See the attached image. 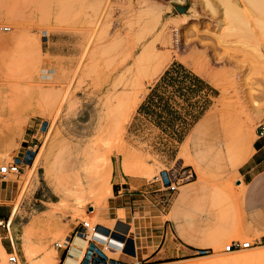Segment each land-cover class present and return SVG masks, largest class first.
<instances>
[{"label":"rangeland","instance_id":"374dc122","mask_svg":"<svg viewBox=\"0 0 264 264\" xmlns=\"http://www.w3.org/2000/svg\"><path fill=\"white\" fill-rule=\"evenodd\" d=\"M0 26L9 28L0 34V165L21 151L27 127L49 123L33 165L16 176L2 231L16 264L52 251L58 264L53 244L80 221L132 237L144 264H264V0H0ZM171 58L217 88L208 108L147 101L148 78ZM133 95L140 101L124 122ZM199 117L187 154L203 176L178 158ZM158 154L192 175L175 194L151 182L165 169ZM126 156L138 181L114 214L100 167ZM231 242L251 245L224 253Z\"/></svg>","mask_w":264,"mask_h":264},{"label":"crops","instance_id":"0c3cea01","mask_svg":"<svg viewBox=\"0 0 264 264\" xmlns=\"http://www.w3.org/2000/svg\"><path fill=\"white\" fill-rule=\"evenodd\" d=\"M157 78L158 79L155 81L154 85L152 86V88H150L149 93L147 94V101H151L152 99L153 101L161 102L162 107H165V109L167 108L169 110H172L171 108L173 107L175 108L176 103L178 104L179 108L180 107L182 108L183 112L186 110H190V108L192 107L201 109V107L199 106L202 103L203 104L207 103L206 108H208L211 104L209 102L215 98L214 89L216 87L213 88L210 82L206 80L203 77V75L194 73L190 68L184 65V63H181L174 58H171L170 62L167 64L163 72ZM157 85H162L166 87V89H168L167 92L162 94L153 93L152 91H154ZM141 105L143 104L141 103L138 106V108H140ZM200 118L201 117L196 119V121L193 123L192 128L194 129L192 130L191 128V130L189 131L191 133L188 135L184 143L181 145L180 154L178 157L181 160H184V162L188 166H190L194 170V172L196 171L195 168L197 167L198 171H200L199 174L195 172L197 176H203V169L198 161L192 160L188 156L187 147L191 139L202 130L205 124L206 119L200 120ZM29 128L30 127H27V134L25 135L26 137L28 135ZM257 146L259 147H257L256 149L252 148L255 153L261 150V146L259 144H257ZM20 148H22L21 145ZM157 157L160 164L163 165L165 169H169L170 165L173 164L176 160L175 156L168 158L164 155L162 156L158 154ZM122 162L123 160L121 161L120 167L115 163L111 164L110 184H111V192L115 191V196H113V200L110 202V210H112L114 214H116L117 212L119 213H123V211L125 212V209H127L126 207H124L126 203H123V201L120 198L122 196L123 197L130 196L132 184L138 181L137 178L138 176H128L123 172ZM23 172L21 174H23ZM10 177H14V178L13 179L7 178L4 181H0V262H1L2 254L7 255L12 253L10 245L6 240V236L2 232L4 225L7 222H9L8 220L12 212V208L10 209V203L14 200L18 190L16 176H10ZM237 182L239 183V181ZM75 230L76 229L74 228L73 231L71 232H74ZM129 231L130 229L128 230L127 235L130 233ZM180 237L185 243L193 244V239L189 238L186 235V233L183 232L180 233ZM8 239L10 241L9 237ZM203 242H205V239L203 240ZM11 245L13 247L12 243ZM56 254L58 261H61L62 252L58 250L56 251ZM137 257H141V256L138 255ZM156 257L157 256L154 255L151 259H154ZM122 259L127 260L126 258H122Z\"/></svg>","mask_w":264,"mask_h":264},{"label":"built area","instance_id":"2783aa9c","mask_svg":"<svg viewBox=\"0 0 264 264\" xmlns=\"http://www.w3.org/2000/svg\"><path fill=\"white\" fill-rule=\"evenodd\" d=\"M9 28L0 26V34L8 32ZM49 123L46 120H37L28 130L27 138L23 141L21 151L15 153L10 159L0 165V181L10 176H18L28 169L41 148L47 135ZM257 139L264 140V126H257ZM192 175L189 171L181 169H162L152 177L153 183L159 187L156 192H163L169 196L178 192L180 186L189 182ZM89 210H87V213ZM74 232L65 235L60 242H55L53 248L62 252V260L58 264H66V258L72 257L69 254L73 239L76 237L84 241L79 257L74 258V264H144V259L137 257L138 248L132 237L125 236L119 231L107 229L98 224L90 225L88 221H80ZM102 235L117 247L109 242L102 243L95 240L94 236ZM248 242H231L225 245L223 252L233 251L235 248H250ZM7 263L16 264V256L7 254ZM122 258H126L122 259Z\"/></svg>","mask_w":264,"mask_h":264},{"label":"bare ground","instance_id":"6f19581e","mask_svg":"<svg viewBox=\"0 0 264 264\" xmlns=\"http://www.w3.org/2000/svg\"><path fill=\"white\" fill-rule=\"evenodd\" d=\"M91 1H94V2H101L102 0H91ZM223 1V0H222ZM245 1V0H244ZM249 1V0H248ZM255 1V0H254ZM259 1V0H258ZM208 2V1H207ZM230 2H231V0H230ZM247 2V1H246ZM253 2V1H252ZM262 2V1H261ZM260 2V3H261ZM224 3H225V0H224ZM228 3V2H227ZM256 3H258V2H256ZM235 5V6H234ZM233 5V8L231 9V11H229V12H225V10H224V12L228 15V17H230L229 16V14L232 16V15H234L235 14V16L237 15V12H238V9L240 8V4L239 3H236V4H234ZM250 5V4H249ZM228 6V5H227ZM244 6V5H243ZM224 8H226L225 6H224ZM241 8H242V6H241ZM260 8H261V6H260ZM182 9L183 8H181V7H179L178 6V8H177V11H182ZM243 9V8H242ZM245 9V8H244ZM256 9V8H255ZM262 9V8H261ZM240 11V10H239ZM246 11V10H245ZM242 12V11H241ZM244 12V11H243ZM240 13V12H239ZM213 14V13H212ZM226 14L224 15L223 14V17L224 16H226ZM244 14H245V12H244ZM221 15H222V13H221ZM241 16V15H240ZM227 17V16H226ZM234 17V16H233ZM237 18V17H236ZM234 20H235V18H233ZM242 20L243 18H240L239 17V20ZM226 20V19H225ZM225 20H223L224 22H225ZM182 21H184V19L182 20ZM229 20H227V22H228ZM242 23V22H241ZM228 24V23H227ZM232 24V23H231ZM227 26V25H226ZM261 27V26H260ZM235 28V27H234ZM239 28V27H238ZM228 29V28H227ZM230 29H233V28H230ZM154 46V45H153ZM150 47V46H149ZM144 51V50H143ZM143 55V54H142ZM159 56V55H158ZM156 57V56H155ZM143 61V60H142ZM160 61V60H159ZM165 61L166 60H161L160 62H161V64L160 63H158V64H160V66H159V70H158V68H157V75L156 74H154V72H156V71H151V72H153V74H154V77H149L148 78V82L147 83H152V82H154V81H156V79H157V77H159V75L163 72V70H164V68L166 67V65H167V63H166V65H165ZM143 63H144V61H143ZM145 65V64H144ZM149 66V65H148ZM156 66H157V64H156ZM142 67V66H141ZM148 68V67H147ZM152 70V69H151ZM142 72V71H141ZM142 76V75H141ZM134 96V95H133ZM139 101L140 100H138V97H132L131 99H130V103H129V109L131 110L129 113H128V111L127 112H125V113H122V121H124V122H129V120H130V118H131V112L136 108V106L139 104ZM128 113V114H127ZM121 122V121H120ZM42 147V146H41ZM41 149V148H40ZM40 149H39V151H40ZM38 151V152H39ZM37 155H38V153L36 154V156H35V158H34V160H33V162H32V165H33V163H34V161H35V159H36V157H37ZM132 162H131V160L129 159V157H124L123 158V162H122V169H123V172L125 173V174H127L128 176H134L135 174H137V173H135L134 175H133V173L136 171H134L133 170V168H131V166H132ZM31 165V166H32ZM134 165V164H133ZM30 166V167H31ZM133 167V166H132ZM135 168V167H134ZM132 169V170H131ZM134 171V172H133ZM100 172H101V174L102 175H104L105 177H104V179L106 178L107 180H109L110 179V173H111V162H110V159L109 158H106L105 160H104V164H103V166H101L100 167ZM132 173V174H131ZM137 176V175H136ZM104 182V181H103ZM111 187L109 186V189H110ZM109 191V190H108ZM107 192V191H106ZM110 193V192H109ZM109 195V194H108ZM102 197V196H101ZM103 197H104V195H103ZM105 198V197H104ZM105 204V203H104ZM99 205V204H98ZM97 207V206H96ZM93 212H94V210H93ZM89 214H92V208L91 209H89V212H88ZM90 220V219H89ZM34 225H36V221H34L32 224H31V227H33ZM29 231V230H28ZM95 237V236H94ZM26 238V236H25V234H24V236H23V246H25L26 247V242H27V240L25 239ZM110 241V240H109ZM103 242V241H102ZM113 243V242H112ZM114 245V244H113ZM116 245V247H117V244H115ZM114 245V246H115ZM83 246H84V241L83 240H80V239H78V238H74L73 239V242H72V244H71V248H70V250H69V254L72 256V257H70V258H66V260H65V263L66 264H74V258H77V257H79V254H80V250L83 248ZM30 260L31 261H33V259L30 257ZM35 263L36 264H54L55 263V253L52 251V252H49V253H47V254H45L41 259H39L38 261H35Z\"/></svg>","mask_w":264,"mask_h":264}]
</instances>
